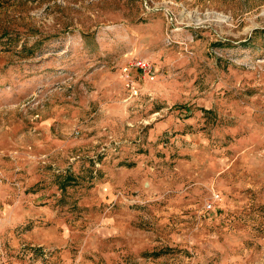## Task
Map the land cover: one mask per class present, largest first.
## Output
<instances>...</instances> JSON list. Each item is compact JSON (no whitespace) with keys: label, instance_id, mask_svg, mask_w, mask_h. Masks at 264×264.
Listing matches in <instances>:
<instances>
[{"label":"rangeland","instance_id":"rangeland-1","mask_svg":"<svg viewBox=\"0 0 264 264\" xmlns=\"http://www.w3.org/2000/svg\"><path fill=\"white\" fill-rule=\"evenodd\" d=\"M0 263L264 264V0H0Z\"/></svg>","mask_w":264,"mask_h":264},{"label":"built area","instance_id":"built-area-1","mask_svg":"<svg viewBox=\"0 0 264 264\" xmlns=\"http://www.w3.org/2000/svg\"><path fill=\"white\" fill-rule=\"evenodd\" d=\"M118 74L123 89L130 96H135L139 90L138 84L142 82L141 78L152 79L154 76V68L148 61L137 57L120 65Z\"/></svg>","mask_w":264,"mask_h":264}]
</instances>
